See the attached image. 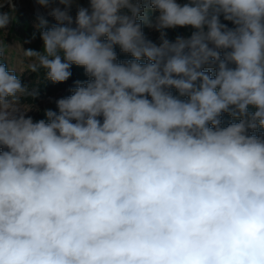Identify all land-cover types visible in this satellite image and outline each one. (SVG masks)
Returning a JSON list of instances; mask_svg holds the SVG:
<instances>
[{"label":"clouds","instance_id":"9594fccd","mask_svg":"<svg viewBox=\"0 0 264 264\" xmlns=\"http://www.w3.org/2000/svg\"><path fill=\"white\" fill-rule=\"evenodd\" d=\"M35 3L27 70L87 79L34 120L0 31V264H264V0Z\"/></svg>","mask_w":264,"mask_h":264},{"label":"rangeland","instance_id":"374dc122","mask_svg":"<svg viewBox=\"0 0 264 264\" xmlns=\"http://www.w3.org/2000/svg\"><path fill=\"white\" fill-rule=\"evenodd\" d=\"M15 4H16V12H21V11H29L31 10L33 15L29 16V22L30 24L33 26V32L35 33V38L34 39H28L29 37L26 36L25 38H19L18 36L16 38L9 36V28L11 26V23L9 24V26L7 27V29L2 30V32L6 33V35L3 36V39L5 41V56H4V60L6 61V63L9 65L10 68L15 69L17 71L18 74H25L28 73L27 70V61H23V57H22V53L19 49V46L24 49L27 50L28 47L27 46H32V45H37L38 48H42L43 42L40 39L39 36V31L36 27V25H38L39 23V17H44L46 20H49L48 22V26H51L53 23H55L54 19L50 16L47 15V11L43 8H40L37 6V8L35 7L34 3L31 0H14ZM178 2H186V0H178ZM81 5H87V0H72V5H71V9L70 12L73 15V17L76 14L77 8ZM3 11H8L7 7H5L3 9ZM15 12V13H16ZM14 13V14H15ZM190 30V29H189ZM145 35L149 38L152 39L153 41H157L158 40V36L159 34L157 32H155L154 30H151L149 28L146 27V30H143ZM168 35L169 38L173 37V32L172 30H168ZM30 41V42H28ZM11 46V47H8ZM62 92H59L55 95H51L50 97L40 100L37 103H34V105L36 106V108L39 109V111H37L35 108L30 111L28 113V115L32 116L33 119L35 120V118L37 117H42L43 116V111L46 108H54L55 104L54 101L57 98L61 97Z\"/></svg>","mask_w":264,"mask_h":264},{"label":"trees","instance_id":"16d2710c","mask_svg":"<svg viewBox=\"0 0 264 264\" xmlns=\"http://www.w3.org/2000/svg\"><path fill=\"white\" fill-rule=\"evenodd\" d=\"M33 13L31 10L25 12H16L14 14V19L11 22V26L9 28V36L16 38L17 36L20 38H25L28 36V39H33V26L30 24L28 17L32 16ZM49 22V20H47ZM143 30H146V27H144ZM2 31V30H0ZM191 29L189 28H178L175 30H172L173 32V37L174 38L177 34H184L187 35L189 34ZM28 49H33L36 51H40L41 49L38 48L37 45H32V46H27ZM119 59H130V56H127L126 54L120 53L119 48L117 47L116 49ZM3 62L6 63L5 60ZM72 76L71 78L63 83H58V84H53L50 81H46L44 78V72L43 70L37 72V73H32L28 71V73L25 74H18L21 76V80L25 85H28L30 88L31 87H38L39 89V97L36 98L34 101H31L33 104L37 103L40 100L46 99L50 97L51 95H55L59 92H62L61 97L70 95V92L68 89L73 86V82L75 80H85L87 77L84 75V70L82 67H77L73 65L72 69ZM55 110V107L53 108ZM44 117H37L35 120L43 119ZM225 121V125L229 122L230 118L227 116V114L224 115L223 117Z\"/></svg>","mask_w":264,"mask_h":264},{"label":"water","instance_id":"95a60500","mask_svg":"<svg viewBox=\"0 0 264 264\" xmlns=\"http://www.w3.org/2000/svg\"><path fill=\"white\" fill-rule=\"evenodd\" d=\"M31 1L34 3L35 7L37 8L38 5H36L35 0H31Z\"/></svg>","mask_w":264,"mask_h":264}]
</instances>
